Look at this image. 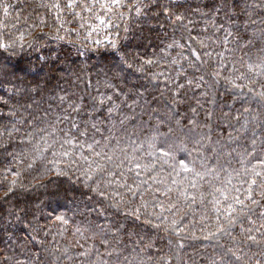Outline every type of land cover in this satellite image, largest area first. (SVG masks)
<instances>
[{
    "label": "trees",
    "instance_id": "16d2710c",
    "mask_svg": "<svg viewBox=\"0 0 264 264\" xmlns=\"http://www.w3.org/2000/svg\"><path fill=\"white\" fill-rule=\"evenodd\" d=\"M220 4L0 0V43L9 45L0 48V260L264 264V241L247 239L249 228L257 239L264 232V204L249 199H264V108L249 92L264 91V7H252L264 0H228L215 14ZM181 13L187 28L176 21ZM169 128L157 147L166 140L175 160L156 159L152 137ZM102 149L118 158L107 162L96 155ZM120 149L135 157L131 164ZM194 158L198 171H214L204 179L180 172L179 161ZM97 165L114 173L108 200L89 199L83 183L81 173ZM125 183L139 184L137 195L117 186ZM61 214L67 224L56 220ZM89 221L104 228L106 244L85 231Z\"/></svg>",
    "mask_w": 264,
    "mask_h": 264
},
{
    "label": "snow or ice",
    "instance_id": "6c2138e0",
    "mask_svg": "<svg viewBox=\"0 0 264 264\" xmlns=\"http://www.w3.org/2000/svg\"><path fill=\"white\" fill-rule=\"evenodd\" d=\"M227 4H228V0H221L220 6H218V7H216L214 9V13L218 14L222 10L223 7L227 6ZM69 6L71 7V5H69ZM102 7H103V5H102ZM252 7H264V4H261V5L253 4ZM136 11H137V14H140V8L139 7L136 8ZM166 13H167V10H166ZM184 19H185V16L182 13L176 15V21L180 22L183 27L187 28L188 26L183 24ZM251 22L255 23V21H251ZM189 23H192V22L189 21ZM225 31L227 32V36L225 37V41L227 42V37L228 36H232V32L228 31L227 29ZM201 45L203 46L202 42H201ZM7 47H9V45H5L3 43H0V48L7 49ZM113 47H115V44H113ZM170 47H171V45H170ZM197 59H199V58L197 57ZM147 63L151 64V63H153V61H147ZM261 65H264V60L261 61ZM261 65H250L249 66V71L251 72L253 70V68H260ZM213 75H214V77L215 76H219V72L217 71V72L213 73ZM201 79H203V77H201ZM189 83H191V81ZM229 83L232 84L233 88L238 87V85H236L232 81H229ZM196 86L199 87V84H197ZM180 87L182 88L183 85H180ZM0 88H2V85H0ZM13 91H20V89H15V88L9 89V93L10 94ZM249 92L252 94L251 95V99L257 100L260 103V107L264 108V91L256 92L253 89H249ZM63 99H64V97H61V100H63ZM109 99H111V97H109ZM4 103H7V101H4ZM100 103L103 104L104 101L101 100ZM73 110L74 111H79V107L77 106ZM108 111H109V113H111L112 109L109 108ZM244 111L246 113L249 112V108H245ZM209 118H211V114H209ZM237 119H239V117H237ZM252 119L255 120L256 117L253 116ZM188 123L189 124H194L193 121H189ZM177 124H179V121H177ZM93 127H95V125H93ZM192 130L193 129H190L189 131H192ZM172 131L173 130L171 128H169L168 133H159L158 136L152 137V143H150L149 147L154 149V151L150 152L149 155L153 156L156 159L165 158L166 157V158H171V159L175 160V155L173 154L172 146L168 145L167 148L164 147V145L167 144L166 140L159 141L160 146L157 147V141L159 140V136H165L166 137L170 133H172ZM8 134L11 135L10 132ZM83 134L84 133H82V135ZM65 143L71 144L72 140L71 139L66 140ZM94 143L95 144H99V141H95ZM196 143H200V141H196ZM131 144L135 145L136 142L132 141ZM253 144H255V140H253ZM74 147H75V145H74ZM88 147L91 150L93 145H89ZM105 147H107V145ZM140 148H142V145L138 146V147H133V153H135L138 150H140ZM179 150L180 151H185L186 148L185 147H180ZM120 152L125 154V159H128L130 164L135 159L134 156L129 158V156H128V154H127L125 149H120ZM157 152L159 153V156L156 155ZM63 155L69 156L70 153L65 152ZM96 155L97 156H102V158L106 159V161L109 162V163H112L114 161V159L118 158L115 149L113 150L112 154H108L107 152H104L103 149H102L101 152H97ZM165 162H167V161H165ZM121 163H122V161H121ZM179 164H180V172L191 173V174H193L194 177H199L200 179H204L205 176L210 175L214 171V169H212V168H205L203 172L198 171L196 169V167H195V165H196L195 158L193 160H190V161H185L184 159H181L179 161ZM117 167H119V165H117ZM144 167H148V166L145 165ZM135 168L136 169H140L141 168V164L136 163L135 164ZM106 171L107 170L104 167V165H97L96 168H91V166H90L88 169H85L81 173V176L83 177V183H84L85 188H88L91 191V193L93 194V196H90L89 199H93L95 197H98L100 200H108L110 198V193L107 191V189L115 182L114 181V173H112L111 171H107V175H108L109 179L107 181H105L104 174L106 173ZM128 171H132V168H129ZM180 172H178L177 175H179ZM137 175H139V172H137ZM255 175L257 177H259L261 174L259 172H256ZM173 182L175 183V181H173ZM229 183H230V181H229ZM256 183H257V181L255 179H253L251 181V184H250L249 188L251 189L252 186L256 185ZM93 184H95V187H93ZM117 186L121 187V188L126 187L128 192L131 193L132 196L137 195V191H138V189L140 187V185L137 184L136 187L133 188L132 186L127 185L126 183L125 184H119ZM191 186L193 188H195L196 187L195 182H193ZM218 191H219V189H218ZM10 192H11V188L9 189L8 193H5L4 199H7V196H8V194ZM121 198L123 199V197H121ZM192 199H193V202H195V197H193ZM225 199H227V197H225ZM249 199H251V202L254 205L264 204V199H262L260 201H257L255 199H252L251 196H249ZM235 200H236L237 204L242 205L240 211L243 212L244 209L247 208V205H244L243 201H241L238 197L235 198ZM113 206L118 208L119 207V202L117 201L116 204H114ZM130 214H132V213H130ZM135 215H136L137 219L140 218L139 209L136 210ZM228 216H229V223L230 224L234 223L235 221L232 219V211H229ZM55 218H56L57 221H60L63 224H67L68 223V219L63 214L58 215ZM260 218L264 219V212L260 213ZM90 229L94 232V235L101 236V243L102 244H106L107 243L102 238L103 235H104L105 230H104V228L101 225L96 224L93 221H89V228H86L85 231L90 230ZM97 229L99 231H96ZM260 229H264V223H262L260 225ZM260 229H256V231H260ZM76 231L80 232L81 229L78 227L76 229ZM224 231H226V229L223 228V227L217 228L216 232H210L208 236L204 237V239H209V238L215 237L217 232H224ZM247 231L249 233V235L247 236L248 241H251L252 243L258 244V245L261 244L262 241H264V232L260 233L261 239H257V237L255 235L251 234L252 231H253L252 228L247 229ZM149 247H151V245H149ZM180 247H183V245L181 244ZM237 251H239V250L237 249ZM229 253H231V256L234 258L235 261H237V262L240 261L241 257L239 255H237L236 251H233L232 249H229ZM81 255H87V252L81 253ZM108 255L111 256L112 253L109 252ZM117 255H119V254H117ZM10 259L11 258L9 256H4L3 259L0 260V264H7V262Z\"/></svg>",
    "mask_w": 264,
    "mask_h": 264
}]
</instances>
